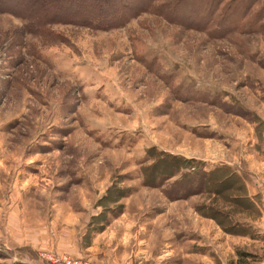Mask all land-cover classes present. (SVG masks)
I'll return each mask as SVG.
<instances>
[{
	"label": "rangeland",
	"instance_id": "374dc122",
	"mask_svg": "<svg viewBox=\"0 0 264 264\" xmlns=\"http://www.w3.org/2000/svg\"><path fill=\"white\" fill-rule=\"evenodd\" d=\"M56 2L0 0V264L264 260V0Z\"/></svg>",
	"mask_w": 264,
	"mask_h": 264
},
{
	"label": "trees",
	"instance_id": "16d2710c",
	"mask_svg": "<svg viewBox=\"0 0 264 264\" xmlns=\"http://www.w3.org/2000/svg\"><path fill=\"white\" fill-rule=\"evenodd\" d=\"M150 2L151 0H58V2H56L58 4L56 6L57 7L56 11L59 13H64L63 12L64 10L66 9L68 10L70 9V7L75 6L76 8L75 14H77L80 10L82 11L79 18L81 19L83 18L88 23H92L97 26H99L101 22L103 23L109 22L105 24L107 27H109L112 25H117L118 22L122 19V17L126 15L133 8L135 7L138 8L136 11V13H138L139 11L145 9L146 5L142 7V4L143 5L148 4L150 6ZM75 4H77V6ZM59 8L61 10H58ZM53 11L52 10L49 11L50 14H55L53 13ZM65 20L69 22H74L75 18L74 19L66 18ZM119 24L121 23L119 22ZM182 168H184V166L180 167V169ZM192 182L195 181L192 180ZM242 198H244L246 202L249 204L250 209L254 208V210L257 212L258 208L256 206L257 204L256 199L248 198V197H242ZM236 255L238 257L237 259L238 264H242V260L245 259L246 257L252 256L251 253L240 250L237 251Z\"/></svg>",
	"mask_w": 264,
	"mask_h": 264
},
{
	"label": "crops",
	"instance_id": "0c3cea01",
	"mask_svg": "<svg viewBox=\"0 0 264 264\" xmlns=\"http://www.w3.org/2000/svg\"><path fill=\"white\" fill-rule=\"evenodd\" d=\"M260 194H261V202L260 205H257V208L261 211V215L257 216L256 218H246V220L253 225V227L256 229V231L260 234V238H247V240H250L251 243H255L257 244V242H261L259 246H262V248L264 249V191L260 190ZM258 245H256L255 247H257Z\"/></svg>",
	"mask_w": 264,
	"mask_h": 264
},
{
	"label": "built area",
	"instance_id": "2783aa9c",
	"mask_svg": "<svg viewBox=\"0 0 264 264\" xmlns=\"http://www.w3.org/2000/svg\"><path fill=\"white\" fill-rule=\"evenodd\" d=\"M53 261V260H52ZM55 262H53L54 264ZM61 264H88L87 262H83L81 260H70V259H63ZM257 264H264V260L260 261Z\"/></svg>",
	"mask_w": 264,
	"mask_h": 264
}]
</instances>
